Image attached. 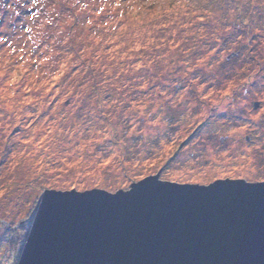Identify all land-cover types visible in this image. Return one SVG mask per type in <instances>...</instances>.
I'll return each instance as SVG.
<instances>
[{"label":"rangeland","instance_id":"rangeland-1","mask_svg":"<svg viewBox=\"0 0 264 264\" xmlns=\"http://www.w3.org/2000/svg\"><path fill=\"white\" fill-rule=\"evenodd\" d=\"M155 176L264 185V0H0V264L44 192Z\"/></svg>","mask_w":264,"mask_h":264},{"label":"water","instance_id":"water-1","mask_svg":"<svg viewBox=\"0 0 264 264\" xmlns=\"http://www.w3.org/2000/svg\"><path fill=\"white\" fill-rule=\"evenodd\" d=\"M23 242L18 264H264V185L44 192Z\"/></svg>","mask_w":264,"mask_h":264}]
</instances>
